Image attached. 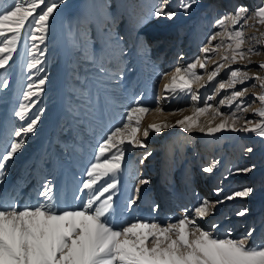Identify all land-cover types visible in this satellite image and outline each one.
Wrapping results in <instances>:
<instances>
[{
    "label": "rangeland",
    "instance_id": "rangeland-1",
    "mask_svg": "<svg viewBox=\"0 0 264 264\" xmlns=\"http://www.w3.org/2000/svg\"><path fill=\"white\" fill-rule=\"evenodd\" d=\"M12 2L4 0L6 5ZM161 2L64 0L61 3V0H45L49 5L58 4V8L49 18L44 43L37 40L38 48L34 49L27 34L23 35L13 59L0 69V154L4 153L5 144L20 139L14 135L15 130L26 126L27 120L22 121L14 114L19 105L29 104L30 117L43 109L36 131L23 137L24 147L5 162L4 175L0 177V202H14L21 209L35 206L38 200L43 202L44 199L38 197L37 192L50 181L60 207L78 206L74 196L79 194L77 189L86 178L87 167L94 162L98 143L121 123L137 98L153 108L158 98L160 106L166 104V108L161 106L162 118L158 119L155 112L145 115L142 125L146 126L148 120L176 125L177 120L193 115L194 105L203 106L208 95L215 97L210 101L213 106H219V100L230 95L231 89L218 94L215 84L200 87L207 83V76L213 70L211 61L206 71L197 69L204 79L192 86L201 97L199 103L183 93L162 98L163 83L167 82L163 77L175 67L186 66L202 56L201 49L208 38L220 30L214 27L217 19L234 13L238 5H245L251 15L264 0H197L187 15L179 8L180 0H168L166 10L177 12L172 20L154 16L155 7ZM244 31V48L253 47L259 53L250 57L252 63L245 70L250 75L258 73L264 77V69L259 68L264 62V37L261 36L264 25L252 18ZM140 37L147 40V49L140 47ZM218 42L219 38L213 45ZM32 51L42 61L38 68L43 71L27 68V63L33 59ZM213 58L219 60V56ZM244 64L247 61L231 67L240 68ZM229 71L227 67L221 69L217 82L227 80ZM44 76L47 80L43 91L30 101H24L27 85ZM253 84L256 87H252ZM242 87L249 88L242 99L253 109L261 107L255 99L264 93L259 81L250 79L245 85H237L236 90ZM219 107L225 113L234 110L226 105ZM177 109L184 111L177 112ZM172 112L176 114L169 115ZM244 117L253 121L260 119L251 110L244 113ZM209 119V114L199 117L203 124ZM213 123H219V119ZM222 132L207 135L194 130L187 133L177 125L154 133L157 138L148 137L147 149H128L121 171L115 177L117 189L111 193L117 208V223L137 218L162 224L175 222L185 209L190 214L204 199L215 202L251 187L254 192L248 198L225 200L216 206L214 214L198 223L205 230L213 223L221 224V237L225 228L231 227L233 238L255 227L251 243L264 246V137L255 133ZM248 148L253 151L248 152ZM147 151L152 153L149 162L146 159L141 164ZM213 162H218L214 171L203 172V168ZM148 165H152V169L149 170ZM247 167L253 170L237 172ZM141 179L150 183L141 186L136 204L121 215L128 200L136 195L135 187ZM217 188L223 189L219 197L214 191ZM154 205H159L157 211H152ZM244 208L249 210L248 214L237 216L236 213Z\"/></svg>",
    "mask_w": 264,
    "mask_h": 264
},
{
    "label": "snow or ice",
    "instance_id": "snow-or-ice-1",
    "mask_svg": "<svg viewBox=\"0 0 264 264\" xmlns=\"http://www.w3.org/2000/svg\"><path fill=\"white\" fill-rule=\"evenodd\" d=\"M196 3L197 0H180L179 8L187 15ZM167 5L168 0H162L155 7L154 16L174 19L177 12L166 10ZM57 8L58 4L49 5L45 0H13L11 5L0 0V69H4L13 59V53L17 52L23 35L27 34L34 49L38 48L35 43L37 40L44 43L49 29V18ZM248 13L249 9L245 5H238L234 13H227L217 19L214 27L220 30L208 38L207 44L201 49L202 56L186 66L175 67L163 77L167 82L163 83L162 98L167 99L183 93L199 103L201 97L192 86L204 79L197 69L206 71L211 61L213 70L207 76V83L200 84V87L206 88L209 84H215L218 94L231 89L230 95H224L219 100V106L226 105L234 110L221 112L219 106L210 103L215 97L208 95L202 102L203 106L194 105L193 115L177 120L176 125L154 122L143 126L142 121L146 114L163 113V108L159 98L154 108L142 104L137 98L133 106L127 109L121 123L114 126L98 143L94 162L87 167L86 178L77 189L79 194L74 196L78 206L60 207L50 181L37 192V196L44 199L43 202L38 200L35 206L21 209L14 202H0V264H264V246L251 243L255 227H250L245 235L233 238L231 227L225 228L224 236L221 237V224L213 223L210 229L205 230L198 223L214 214L216 206L225 200L248 198L254 192L251 187L235 191L215 202L204 199L190 214L185 209L184 214L176 218L175 222L166 224L139 218L133 221L125 219L117 223V208L111 194L117 189L118 181L115 177L121 171L126 151L147 149L145 141L150 133L159 134L163 129L178 125L187 133L195 130L214 135L231 131L255 133L264 137V93L255 97L261 107L253 109L251 104L242 99L249 92V88L236 90L237 85H245L250 79L259 81V86L264 88V77L258 73L250 75L245 70L252 63L250 57L259 53L253 47L244 48V28L247 21L255 18L257 24L264 25V3L251 15ZM83 35L86 38V33ZM261 36L264 37V33ZM218 38L219 42L213 45V41ZM139 40L140 47L147 49V40L144 37ZM30 55L33 59L27 63V68L43 71L38 68L42 61L36 58V52L32 51ZM40 55L44 53L41 51ZM214 56H219V60L214 59ZM242 61H247V64L240 68L231 67ZM226 67L230 69L227 80L217 82L220 70ZM259 68L264 69V62L260 63ZM46 80L47 76H44L36 83H29L23 93L24 101L38 96L43 91ZM252 87L256 85L253 84ZM250 110L260 119H246L244 113ZM176 111L183 112L184 109ZM29 112V104L21 103L19 110L14 113L20 120H27V123L15 130L14 135L20 139L4 145V153L0 154V177L4 175L5 162L10 161L24 147L23 137L36 131L43 109L32 117ZM175 114L176 112L169 113ZM204 114L211 117L206 124L199 120ZM217 119L219 123L214 124L213 121ZM247 151L252 152L253 149L248 148ZM151 155V151H147L140 163L143 164ZM217 163L213 162L203 168V172L212 173ZM252 170V167H247L237 169V172L249 173ZM149 183L147 179L139 181L135 187L136 195L128 200L121 215L136 204L142 191L141 186ZM214 191L218 197L223 193L221 188ZM158 209L159 205H154L152 211ZM248 211L244 208L236 215L244 217Z\"/></svg>",
    "mask_w": 264,
    "mask_h": 264
},
{
    "label": "bare ground",
    "instance_id": "bare-ground-1",
    "mask_svg": "<svg viewBox=\"0 0 264 264\" xmlns=\"http://www.w3.org/2000/svg\"><path fill=\"white\" fill-rule=\"evenodd\" d=\"M165 103V102H164ZM161 104V106L163 107V108H166V104ZM164 116V113H157L156 114V117L158 118V119H160V118H162ZM150 123H153V122H151V121H147L146 122V126L148 125V124H150ZM222 133H229L228 131H223ZM149 138H157L156 137V134H154V133H150V135H149ZM146 142V144H147V147L150 145V142H148V138H147V140L145 141ZM144 151V150H143ZM145 154H146V152L143 154V157L145 156ZM149 158H150V156L147 158V160L146 161H148L149 162ZM147 168L150 170V169H152V165H148L147 166Z\"/></svg>",
    "mask_w": 264,
    "mask_h": 264
}]
</instances>
